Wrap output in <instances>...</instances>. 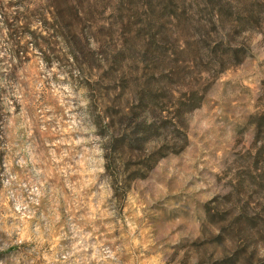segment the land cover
<instances>
[{"label":"rangeland","instance_id":"374dc122","mask_svg":"<svg viewBox=\"0 0 264 264\" xmlns=\"http://www.w3.org/2000/svg\"><path fill=\"white\" fill-rule=\"evenodd\" d=\"M0 264H264V0H0Z\"/></svg>","mask_w":264,"mask_h":264}]
</instances>
